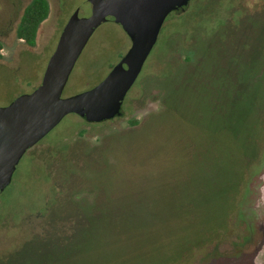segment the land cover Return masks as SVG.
Here are the masks:
<instances>
[{
    "label": "rangeland",
    "instance_id": "1",
    "mask_svg": "<svg viewBox=\"0 0 264 264\" xmlns=\"http://www.w3.org/2000/svg\"><path fill=\"white\" fill-rule=\"evenodd\" d=\"M36 45L7 35L0 108L41 84L62 30L89 0H47ZM31 0H0V21ZM131 41L93 34L63 98L106 78ZM122 117L66 116L0 193V264H203L232 254L248 174L264 144V0H191L168 16ZM239 205V206H238Z\"/></svg>",
    "mask_w": 264,
    "mask_h": 264
},
{
    "label": "water",
    "instance_id": "2",
    "mask_svg": "<svg viewBox=\"0 0 264 264\" xmlns=\"http://www.w3.org/2000/svg\"><path fill=\"white\" fill-rule=\"evenodd\" d=\"M191 0H89L91 14L76 10L62 30L41 84L0 108V193L12 183L25 154L62 120L75 114L88 123H102L122 114L134 86L170 14L185 11ZM119 25L131 47L102 82L63 98L70 75L95 31L108 20ZM232 264V263H231ZM251 264V258L247 260Z\"/></svg>",
    "mask_w": 264,
    "mask_h": 264
},
{
    "label": "flooded vegetation",
    "instance_id": "3",
    "mask_svg": "<svg viewBox=\"0 0 264 264\" xmlns=\"http://www.w3.org/2000/svg\"><path fill=\"white\" fill-rule=\"evenodd\" d=\"M28 5L23 8L20 15L16 11L15 15L11 16L12 18L7 21H0V25L2 23L7 25V35L14 33L15 39L23 44L25 41L17 38V29ZM181 12V10L177 11V13ZM0 43L4 49L3 42L0 41ZM122 115L123 112L113 120L122 117ZM257 151L258 153L254 155L252 160V164H256L257 171L247 176V183L243 188L240 200V209H238V217L235 219V224L239 227V234L234 251L227 255H211L203 264H247L249 258H251V264H264V144Z\"/></svg>",
    "mask_w": 264,
    "mask_h": 264
},
{
    "label": "trees",
    "instance_id": "4",
    "mask_svg": "<svg viewBox=\"0 0 264 264\" xmlns=\"http://www.w3.org/2000/svg\"><path fill=\"white\" fill-rule=\"evenodd\" d=\"M187 10V9H185ZM50 5L47 0H32L26 7L17 29V38L24 40L29 47L36 45L37 35L41 24L48 18ZM3 46L0 43V59Z\"/></svg>",
    "mask_w": 264,
    "mask_h": 264
}]
</instances>
